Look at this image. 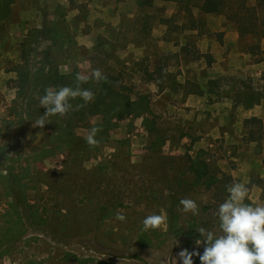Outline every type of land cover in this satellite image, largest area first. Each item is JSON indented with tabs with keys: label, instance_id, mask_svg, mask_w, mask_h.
Segmentation results:
<instances>
[{
	"label": "rangeland",
	"instance_id": "374dc122",
	"mask_svg": "<svg viewBox=\"0 0 264 264\" xmlns=\"http://www.w3.org/2000/svg\"><path fill=\"white\" fill-rule=\"evenodd\" d=\"M226 8L15 1L0 22V175L11 171L23 186L0 177V264H181L182 249L203 252L198 228L219 231L214 213L228 185L246 183L245 202L264 205V0ZM236 20L256 32L240 34ZM24 60L80 75L99 68L132 98L147 95L156 126L125 118L91 146L85 136L101 114L71 136L59 120L42 129L18 120L11 77ZM192 159L207 164L212 184L194 183ZM184 197L198 214L181 211ZM154 212L166 223L142 230Z\"/></svg>",
	"mask_w": 264,
	"mask_h": 264
},
{
	"label": "clouds",
	"instance_id": "9594fccd",
	"mask_svg": "<svg viewBox=\"0 0 264 264\" xmlns=\"http://www.w3.org/2000/svg\"><path fill=\"white\" fill-rule=\"evenodd\" d=\"M94 80L96 83L107 80L103 71L99 68L92 69L90 75L76 77V87L48 86L43 95H36L39 106L45 112L33 121V126L41 129L46 123L51 122V116H65L70 111H78L83 105L75 107L70 102L79 97L85 104L94 101L95 93L90 89L81 88L82 83ZM99 127H92L85 136V140L91 146L98 141L95 139ZM61 171L60 169H57ZM228 196L220 203L214 213L218 219V232L206 230L203 227L197 229L200 237L196 245L203 244L202 254L199 251L182 249L178 253L181 264H193L192 257L199 256L201 264H264V205H253L246 203L249 189L246 183L234 181L227 186ZM179 204L181 211L193 215L198 214L199 207L194 199L181 198ZM116 218L125 220L122 213H117ZM167 217L164 214L152 213L144 217L142 225L144 231L158 229L164 225ZM177 243V240L174 244ZM176 264V260H175Z\"/></svg>",
	"mask_w": 264,
	"mask_h": 264
},
{
	"label": "trees",
	"instance_id": "16d2710c",
	"mask_svg": "<svg viewBox=\"0 0 264 264\" xmlns=\"http://www.w3.org/2000/svg\"><path fill=\"white\" fill-rule=\"evenodd\" d=\"M172 1L180 4L186 10L190 11L191 6H199L200 10L204 13L223 14L228 3L232 0H163ZM14 0H0V22L5 20L10 14V6ZM154 0H140L142 6H151ZM199 2V3H198ZM224 14H226L224 12ZM234 18L233 16H229ZM237 21V20H236ZM241 21V20H240ZM240 21L238 23V29L240 34L254 33L256 30L248 29L242 25ZM16 77L12 79V87L15 89V95L10 105V111L12 115L25 122L33 123L38 116L45 112L42 106H39L36 95H43L44 89L48 86L60 87V86H71L76 87V77L79 74L77 69H73L71 72L63 73L60 72L57 66L51 65L50 62L47 64H40L36 66L34 63H28L26 60L16 65L15 67ZM107 80L100 83H96L94 80H89L87 83H82L81 88L90 89L95 93V99L87 104L82 99L77 97L70 102L75 107L76 105H83L78 111H70L65 116L61 117L51 116L50 121H61L67 124L63 129L66 135H73V128L81 123L88 116L97 114L102 115V123L98 126L103 129L107 126H115L117 121H121L125 118H134L145 115L143 118L145 121L151 123L152 126H156L151 116H148L150 112L149 101L147 95H137L135 98L128 93L122 91L121 86L118 85V79L110 76L109 73H104ZM147 131L151 134L155 132V128L148 127ZM61 133V132H60ZM101 136V131L97 133ZM160 142H162V137ZM156 141L154 142L155 145ZM152 150H156L155 146L151 147ZM207 164L199 159L190 160L187 170L194 176V183L201 184L206 183L207 186L213 183L214 178L207 175ZM3 177L8 183L20 184L19 179L11 174V171ZM20 219V218H19ZM19 219L13 220L14 231L21 235L24 230L17 228L19 225ZM19 227V226H18ZM2 226H0V229ZM6 231H11L8 226ZM195 258V257H194ZM200 262L196 259L195 264Z\"/></svg>",
	"mask_w": 264,
	"mask_h": 264
},
{
	"label": "crops",
	"instance_id": "0c3cea01",
	"mask_svg": "<svg viewBox=\"0 0 264 264\" xmlns=\"http://www.w3.org/2000/svg\"><path fill=\"white\" fill-rule=\"evenodd\" d=\"M15 1H16V0H14V2L11 4L10 9H11V7L14 5ZM154 1H155V0H154ZM207 14H212V13H207ZM6 19H7V18H6ZM6 19H5V20H6ZM5 20H3V21H5ZM3 21H1V22H3ZM19 62H20V61H19ZM15 77H16V72L14 73V76L11 77V80L14 79ZM12 88H13V87H12ZM13 90L15 91L14 88H13Z\"/></svg>",
	"mask_w": 264,
	"mask_h": 264
}]
</instances>
